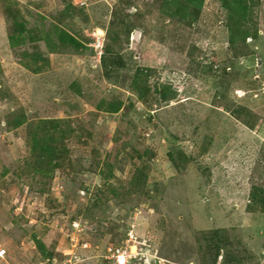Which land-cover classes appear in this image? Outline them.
I'll return each mask as SVG.
<instances>
[{"label":"rangeland","instance_id":"rangeland-1","mask_svg":"<svg viewBox=\"0 0 264 264\" xmlns=\"http://www.w3.org/2000/svg\"><path fill=\"white\" fill-rule=\"evenodd\" d=\"M245 3L0 0V264H264V0Z\"/></svg>","mask_w":264,"mask_h":264},{"label":"trees","instance_id":"trees-1","mask_svg":"<svg viewBox=\"0 0 264 264\" xmlns=\"http://www.w3.org/2000/svg\"><path fill=\"white\" fill-rule=\"evenodd\" d=\"M238 0H236V3ZM241 4H243V7L247 8V0H239ZM229 2L225 1L224 5H228ZM170 4H173L174 7V13L170 15H175L176 13H180L181 11H185L186 9H189L191 11H188L191 16V14L199 13L202 5H203V0H163V7H170ZM186 8V9H183ZM11 16V15H10ZM194 16V15H193ZM13 17V16H12ZM19 18H22L21 15L17 14L14 18V33H11L9 35L10 39L14 43V41L20 37L24 32L25 28L22 24V22H19ZM59 40L62 41V43L70 44L75 47H78L80 43L77 41L75 37L70 35L69 33L63 31L59 35ZM109 46H106L107 52H109ZM147 76L148 74L142 73V70H139L136 74V79L138 78L140 80L141 75ZM135 79V83L138 82V79ZM140 83V82H139ZM138 84V83H137ZM170 89V87H167ZM169 89H166L164 91H160L159 95L160 98L163 100H170L171 97L173 96L174 92L171 93ZM175 95L173 96V98ZM120 104H113L111 103L106 107V109L110 112H117L119 110ZM23 121L18 120L15 122V126L22 125ZM59 121L58 120H51V121H43L42 122V127L40 128L43 133V137L39 138L38 136L34 137L33 139V150L38 153V161H37V166L38 170L44 172L46 171H53L55 170L56 166H58V162L60 159V156L62 152L65 150L64 146H59V143L62 142L66 134L65 131L63 132L62 129L59 128ZM257 196H253L252 199L256 200ZM264 200V199H263ZM264 204V202H263ZM264 209V208H263ZM40 249L41 251H44V246L40 244ZM50 254H47L49 256Z\"/></svg>","mask_w":264,"mask_h":264},{"label":"built area","instance_id":"built-area-1","mask_svg":"<svg viewBox=\"0 0 264 264\" xmlns=\"http://www.w3.org/2000/svg\"><path fill=\"white\" fill-rule=\"evenodd\" d=\"M95 42H96V44H95L96 49L99 50L98 53H99V55H101L102 54V48H103L102 40H99L98 37H96ZM73 227L76 230L81 229L76 222L73 223ZM70 239L73 242L75 237H71ZM110 252L113 255V257H115L114 262L116 264H126L130 259H132V257H135V255H136V252H134L132 249H130L128 247H123V246L110 249ZM5 253H6V251L4 249L0 250V257H3L5 255Z\"/></svg>","mask_w":264,"mask_h":264},{"label":"water","instance_id":"water-1","mask_svg":"<svg viewBox=\"0 0 264 264\" xmlns=\"http://www.w3.org/2000/svg\"><path fill=\"white\" fill-rule=\"evenodd\" d=\"M135 35H137V31L135 32Z\"/></svg>","mask_w":264,"mask_h":264}]
</instances>
